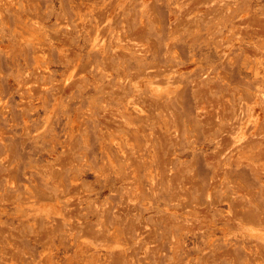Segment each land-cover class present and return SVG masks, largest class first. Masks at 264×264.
<instances>
[{"label":"rangeland","instance_id":"rangeland-1","mask_svg":"<svg viewBox=\"0 0 264 264\" xmlns=\"http://www.w3.org/2000/svg\"><path fill=\"white\" fill-rule=\"evenodd\" d=\"M0 264H264V0H0Z\"/></svg>","mask_w":264,"mask_h":264}]
</instances>
